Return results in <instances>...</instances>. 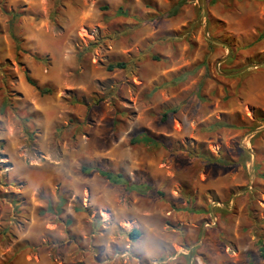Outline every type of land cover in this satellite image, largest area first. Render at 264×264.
<instances>
[{
  "label": "rangeland",
  "instance_id": "374dc122",
  "mask_svg": "<svg viewBox=\"0 0 264 264\" xmlns=\"http://www.w3.org/2000/svg\"><path fill=\"white\" fill-rule=\"evenodd\" d=\"M205 1L220 64L203 0H0V264H264V0Z\"/></svg>",
  "mask_w": 264,
  "mask_h": 264
},
{
  "label": "trees",
  "instance_id": "16d2710c",
  "mask_svg": "<svg viewBox=\"0 0 264 264\" xmlns=\"http://www.w3.org/2000/svg\"><path fill=\"white\" fill-rule=\"evenodd\" d=\"M126 66L123 62H116V63H112L110 65H108V69L109 70H113V69H124ZM26 81L29 85L31 86H35L34 82L27 76L26 77ZM41 94H45L48 93L47 89H42L39 90ZM132 142L134 143H138V142H146V143H152V144H157V142L151 138H149L148 136L145 135H139L135 138V140ZM218 164L221 165H225L224 163H222L220 160H216ZM83 171L85 172H89L92 170V168L89 167H83L82 168ZM96 172L105 180H107L110 184L112 185H124L126 188L128 189H132V190H141V189H146V186L144 185H137V184H129L128 181L126 180V178L121 174V173H113L110 171H104L102 169H98L96 170ZM156 194L161 195L160 192H156ZM140 235L138 230H132L130 232V237L132 239H136L138 238ZM260 253L262 255V257L264 258V246L259 248Z\"/></svg>",
  "mask_w": 264,
  "mask_h": 264
},
{
  "label": "water",
  "instance_id": "95a60500",
  "mask_svg": "<svg viewBox=\"0 0 264 264\" xmlns=\"http://www.w3.org/2000/svg\"><path fill=\"white\" fill-rule=\"evenodd\" d=\"M205 9H206V1L203 0V10H204V16H205V25H204V36H205V38H207L209 41H211V42H213V43H215V44H217V45L224 46V47L226 48V50H227V54H226L223 58H221V59L218 61V63H217V64H220V63H222V62H224V61L226 60V58H227L228 55L230 54V50H229L228 46H227L225 43H223V42H221V41H219V40H216V39L210 38V37L208 36V34H207V15H206V11H205ZM262 65H264V63H258V64H255V65H249V66H246V67H244V68H241L240 70H238V71H236V72L225 73V74H223V75H224V76H227V77H228V76L237 75V74L242 73V72H244L245 70L249 69L250 67H259V66H262ZM215 68H216V67H215Z\"/></svg>",
  "mask_w": 264,
  "mask_h": 264
}]
</instances>
